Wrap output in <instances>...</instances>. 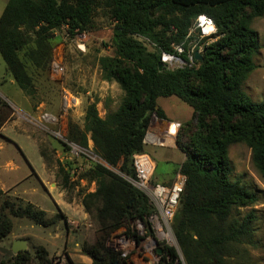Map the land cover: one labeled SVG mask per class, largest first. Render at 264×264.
<instances>
[{
	"label": "trees",
	"instance_id": "16d2710c",
	"mask_svg": "<svg viewBox=\"0 0 264 264\" xmlns=\"http://www.w3.org/2000/svg\"><path fill=\"white\" fill-rule=\"evenodd\" d=\"M203 13L218 27L215 40L204 47V59L192 66L167 68L161 61L162 50L176 52L173 44L188 50L196 40L189 31ZM263 14L264 0L8 1L0 16V53L7 71L32 99L38 91L27 63L38 71L47 69L54 30H64L65 37L73 38L87 33L99 15L114 25L115 55L101 59L100 66L102 79L117 83L123 95L116 109H108L104 117L98 102L89 101L83 125L71 124L68 133V141L84 148L92 140L94 153L121 172L92 162L84 173L96 184L81 200L99 233L96 244L82 248L92 264H128L105 245L106 239L122 227L134 231L135 218L148 223L153 208L149 197L125 175L135 177L134 157L147 152L145 138L153 114L165 116L158 98L173 95L193 108L192 117L180 123L176 139L186 155L180 167L186 183L172 223L178 245L186 264H243L233 259L234 245L250 236L257 217L251 211L239 219L234 212L257 204L259 198L240 180L231 179L229 147L247 144L264 179V101H254L244 89L261 49L250 23L252 16ZM5 102L1 99L0 105ZM39 148L50 167L46 152ZM59 172L57 184L69 189L71 172L62 166ZM152 180L157 181L153 176ZM14 218L45 227L67 220L62 212L50 216L24 198L7 195L0 201V242L13 232ZM169 250L177 256L174 247ZM0 264L55 263L46 247L37 246L34 253L25 250L6 259L0 256Z\"/></svg>",
	"mask_w": 264,
	"mask_h": 264
},
{
	"label": "rangeland",
	"instance_id": "374dc122",
	"mask_svg": "<svg viewBox=\"0 0 264 264\" xmlns=\"http://www.w3.org/2000/svg\"><path fill=\"white\" fill-rule=\"evenodd\" d=\"M96 22L87 31L86 48L83 50L77 46V36L80 33L69 38L64 36V30L53 31V36L50 38L54 44L52 60L47 69L38 71L30 63H27L38 91L34 99L29 97L30 102L24 100L23 95L26 94L18 84L15 81L11 82L12 75L7 71L5 60L0 53V90L9 96L6 99L5 95H1L6 102L0 105V138L7 135L14 141L20 142L28 158L35 165L41 161L39 151V147H41L46 152L49 162L51 161L49 169L55 173L54 175L59 172L61 166L69 170L72 174V186L63 190L68 198L76 199L77 202L82 200L85 193L94 191L96 188L95 182L84 176L92 162H102L121 173L118 168L110 166L94 154L92 140H89V148H86V154L83 156H77L71 148L65 145L68 142L70 125H83L85 109L89 101L96 100L98 102L99 114L104 117L108 109H116L123 95V91L117 83H110L102 79L100 66L101 59L115 55L112 39L114 25L111 21L101 18L100 15L96 17ZM250 26L258 33L261 49L254 57L256 68L245 81L244 89L254 101H264V14L252 16ZM31 44L34 45V40ZM23 52V49L18 50L20 57L24 60ZM53 60L61 63L64 67L63 79L60 82L51 78L50 68ZM64 89L78 96V102L67 110L62 108ZM173 97V101L178 104L177 106L173 105L174 103L166 102L167 97H160L158 103L167 108L171 115L170 118H173L170 121L183 123L182 121L191 117L193 108L180 98ZM158 119L160 117L154 113L150 124L156 125ZM15 121L32 133L38 141L39 147L30 136L17 133V128L14 126ZM166 122L169 121L164 123ZM4 140L2 139V141ZM6 144L3 146L5 149L17 151L18 147L13 143L6 142ZM163 146V149L176 157L178 156L179 152L174 148L178 146L176 143ZM229 159L233 167L231 179L240 180L241 184L254 191L259 198L255 205L235 209L234 217L242 219L249 212L255 211L257 220L251 228L250 236L243 242L234 245L233 259L243 264H264V179L261 178L254 166L252 150L247 144L243 142L232 144L229 147ZM59 174L63 176V172H59ZM125 176L128 179L132 178L128 175ZM33 180L35 181V179ZM42 191L46 195V192ZM4 198L5 196L1 195L0 201ZM39 198L46 199L44 206L54 204L51 198L41 197V195ZM53 215L55 214L50 216ZM24 219L14 218L13 232L0 242L1 258L6 259L15 254L12 251L14 242L12 239L23 235V238L28 240L27 250L34 253L37 246H44L48 249L49 257L55 264H92L91 256H89V262H78L71 256V252L75 251V248L82 249L84 246H91L98 242L99 233L92 218L87 223H65L69 232L65 237V245L63 241H54V229L59 225L65 226L61 220L53 226L45 227L35 223L36 225L32 227L29 224L28 226L27 219ZM114 234L106 239L105 245L109 248L111 246L108 243L111 242ZM123 260L122 262H124ZM116 264L125 263L117 262ZM184 264H186L185 258Z\"/></svg>",
	"mask_w": 264,
	"mask_h": 264
},
{
	"label": "built area",
	"instance_id": "2783aa9c",
	"mask_svg": "<svg viewBox=\"0 0 264 264\" xmlns=\"http://www.w3.org/2000/svg\"><path fill=\"white\" fill-rule=\"evenodd\" d=\"M217 32L218 27L210 16L204 13L198 15L189 31V35H194L196 39L191 47L186 50L183 46L173 44L176 52L162 50L161 61L170 69L194 65L199 60L195 53L198 51L204 55L205 45L215 40ZM87 34L82 32L77 36V46L81 50L86 48ZM203 40H206V43L199 44V41ZM148 42H150L149 39ZM184 54L186 57L183 56ZM63 74V65L53 60L51 78L60 81L63 79ZM1 99L3 98L0 95V103ZM77 102L78 96L66 89L63 90V110H67ZM179 126L180 122H166V135L164 137L157 136L148 130L145 141L159 145H173L177 141ZM67 143L77 156L86 154V148L71 141ZM134 167L136 175L128 180L149 197L153 208L148 216V223L135 218L132 221L134 231L129 232L126 227H122L113 235L108 245L117 251L118 255L128 264H184V258L179 249L172 223L180 196L184 191L186 175L179 168L172 183L153 181L152 175L155 164L147 153L138 154L134 157ZM170 247L175 248L177 256L172 255L169 250Z\"/></svg>",
	"mask_w": 264,
	"mask_h": 264
},
{
	"label": "crops",
	"instance_id": "0c3cea01",
	"mask_svg": "<svg viewBox=\"0 0 264 264\" xmlns=\"http://www.w3.org/2000/svg\"><path fill=\"white\" fill-rule=\"evenodd\" d=\"M8 1L9 0H0V16L4 11ZM13 81H15L14 78L11 80V82ZM0 95H5L6 99L9 98V96L4 94L1 90ZM26 96L27 95H23V98H25L24 100L26 102H30L29 96ZM173 96H168L166 102L174 103L173 105L177 106V102L173 101ZM158 106L164 110L165 116L160 117L156 125L150 124L149 130H151V132L155 133L157 136L164 137V135H166V123L164 122L167 120L170 121L173 118H170L171 115L169 114L167 108L163 107L159 103ZM14 126L17 128L16 131L18 134L30 136L38 146V141L32 135V133L26 129V127H22V125L16 121ZM3 136L4 137L0 138V191H2L3 196L8 195L24 198L25 200H28L44 209L49 215L62 212L67 217L66 221L61 220L64 224L67 222L87 223L90 221V215L85 211L82 201L80 200L77 202L76 199L68 198L65 191L57 184L56 175H54L55 173L49 169L42 154L40 158L41 161L38 165H35L28 158L20 142L14 141L7 135ZM2 139L5 140L2 141ZM6 142H11L17 146V151L13 152L11 150L5 149L3 146L7 145ZM163 147V145L156 146L155 143L146 142V153L149 154L154 160L155 168L152 175L153 178L159 182L170 184L175 180L176 172L185 160V154L178 146H175L174 148H176V150L179 152L178 156L176 157L172 155V153L166 151V149H163ZM33 179H35V181ZM42 190L46 192V195H44ZM40 195L41 197L45 196L47 198H51L54 204L50 206H44L46 199L39 198ZM26 222H28L27 225L29 224L32 227L36 225L28 219ZM68 233L69 232L66 224L64 227L60 225L57 226L54 229V241H63L65 245V237L68 235ZM23 237V235L14 237L12 241ZM74 250L75 251L71 252V256L74 260L78 262H89V255L85 254L82 249L75 248Z\"/></svg>",
	"mask_w": 264,
	"mask_h": 264
},
{
	"label": "water",
	"instance_id": "95a60500",
	"mask_svg": "<svg viewBox=\"0 0 264 264\" xmlns=\"http://www.w3.org/2000/svg\"><path fill=\"white\" fill-rule=\"evenodd\" d=\"M195 56L199 60H203L204 59L203 55L200 52H198V51L195 53ZM163 65L164 64L162 62L159 63L160 69L163 68ZM176 145H178L177 144V141H176ZM27 248H28V240L26 238H18V239H15L14 242H13V244H12V251L15 254H17L20 251L27 250Z\"/></svg>",
	"mask_w": 264,
	"mask_h": 264
}]
</instances>
